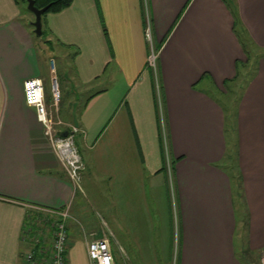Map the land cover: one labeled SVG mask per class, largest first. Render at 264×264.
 Wrapping results in <instances>:
<instances>
[{
	"label": "crops",
	"instance_id": "obj_1",
	"mask_svg": "<svg viewBox=\"0 0 264 264\" xmlns=\"http://www.w3.org/2000/svg\"><path fill=\"white\" fill-rule=\"evenodd\" d=\"M26 12L0 0V264H18L24 228L38 217L50 228L58 209L69 214L66 264H88L86 243L101 236L125 251L124 264H168L173 241L175 264H260L264 0H71L44 13L40 35ZM234 14L258 53L246 77ZM36 76L46 104L56 79L58 133L78 127L79 182L90 198L23 102L22 80ZM239 80L233 108L205 87L224 93Z\"/></svg>",
	"mask_w": 264,
	"mask_h": 264
},
{
	"label": "built area",
	"instance_id": "obj_2",
	"mask_svg": "<svg viewBox=\"0 0 264 264\" xmlns=\"http://www.w3.org/2000/svg\"><path fill=\"white\" fill-rule=\"evenodd\" d=\"M145 36L149 39V26L145 28ZM151 48V47H150ZM156 52L152 48L147 55V63L154 70L156 68ZM52 68L53 61L49 59ZM23 102L34 109L35 116L40 122L42 131L46 136L52 150L61 165L65 176L75 185L79 186L80 173L83 162L73 142V133L77 130V125L69 124L65 130L67 133H58V127L64 122L54 113L58 101V90L54 78L50 83V98L53 106L52 111L44 99V91L41 77H27L21 83ZM155 90L158 94L159 83L155 77ZM163 135V133H162ZM164 141V138H163ZM170 173V164L167 163V174ZM51 219L48 224L51 229L48 255V264H66L67 233L65 219L69 216L67 209L50 211ZM40 237V236H39ZM38 242V237H33ZM175 246V245H174ZM86 255L88 264H114L109 250L106 236L92 238L86 243ZM33 260L32 252L25 251L20 257L18 264H31ZM171 264H175V252L170 258ZM259 263L264 264V248L260 251Z\"/></svg>",
	"mask_w": 264,
	"mask_h": 264
},
{
	"label": "rangeland",
	"instance_id": "obj_3",
	"mask_svg": "<svg viewBox=\"0 0 264 264\" xmlns=\"http://www.w3.org/2000/svg\"><path fill=\"white\" fill-rule=\"evenodd\" d=\"M24 6H25V3H24ZM28 11L29 10H27V12H26V15H27L26 17H28L30 15L29 16L30 19L28 21H31L33 19V15H31V12H29L30 13L29 14ZM40 17H41V19H43L44 14H41ZM152 46L153 45H151V48H152L153 52L155 53L156 51H155V49ZM155 62H156V59H155ZM247 65L248 66L252 65V63L249 62ZM51 70H53V68H51ZM152 72L154 73V77H156V75H155L157 73L156 68H154V70L152 69ZM54 80H56V79H54ZM240 81L241 80H239L237 82H233V84L231 85V88L229 90H228L227 86H226V88L224 87V89H225L224 93L219 91L217 88H212V85H211L210 81H208L207 84H205V87L209 91H211L212 94H214L216 96V98H219V100H221L223 103H227L228 104L227 105L228 108L229 107L233 108V102L236 100L238 92H239V89H240V86H241V84H239ZM47 106L52 111H54L53 107H52V104L48 103ZM228 136L231 137V133H229ZM168 162L170 164L171 161H170V159L168 157H166L165 158V165H164V167L166 169V172H167V163ZM79 185H81V182H79ZM81 188L83 189V192L87 195V193H86V191H84V187H82V185H81ZM88 196L89 195H87V197ZM88 198H90V197H88ZM233 205H234L236 220H238L240 212H239V206H238V203H237V200L235 199V197L233 198ZM169 209H170V212L172 213L173 210H171V208H169ZM92 212H93V216H95V217L97 216V219L99 220L98 213L101 214V211H99V209H97L95 207V210L93 209ZM174 212H175V210H174ZM45 220L46 219H43L42 217L36 218V220H35L36 228L35 229H31L30 227L26 226L24 228V230H23V233H22V237H23V239H24V241L26 242L27 245H26L25 250L22 251L21 255H23L25 251L32 252L33 260H32L31 264H48L49 247L46 249V246H49L51 229L48 228V226L46 227V225H44L45 222H46ZM45 227H46V229H45ZM172 232H173L172 236H174L175 235L174 234V230H172ZM33 237H38L39 241L36 242V240ZM108 243H109L110 253L115 258V261L117 262V264H124L125 261H124L123 257L126 256V258H127V255H126L125 251H122L118 247V243H116L115 239H112V237H109ZM171 248H172L171 249V256H172L173 251L176 252V248L174 246V241L171 244ZM168 264H171L170 259L168 260Z\"/></svg>",
	"mask_w": 264,
	"mask_h": 264
},
{
	"label": "trees",
	"instance_id": "obj_4",
	"mask_svg": "<svg viewBox=\"0 0 264 264\" xmlns=\"http://www.w3.org/2000/svg\"><path fill=\"white\" fill-rule=\"evenodd\" d=\"M16 3H25V0H14ZM71 0H33V4L36 7H41L43 5H47V7L45 8V10L41 13L44 14L46 12H54V11H58L60 9H62L63 7L67 6L70 3ZM225 1V0H224ZM227 4V3H226ZM229 5V3L227 4ZM238 21L235 18V14H234V19H233V26H234V30L238 36V40L240 42V44L242 45V47L245 48V57H246V64L245 62L240 63L239 67L241 68L242 65H245V67L247 68V64L249 62L252 63V65H249V67L246 69L245 72H243L242 76L244 75V77L248 76L249 74H251V72L253 71V62H252V58L254 57V59L256 58V55L258 54L255 51L249 50V48H247V45H252V43L250 42V39L245 35V36H241L239 31L236 30V28L238 27ZM43 33V30L41 29V33ZM253 59V60H254ZM238 67V68H239ZM241 72V69H238V72H236V76H238ZM245 73V74H244ZM36 248V247H35Z\"/></svg>",
	"mask_w": 264,
	"mask_h": 264
},
{
	"label": "water",
	"instance_id": "obj_5",
	"mask_svg": "<svg viewBox=\"0 0 264 264\" xmlns=\"http://www.w3.org/2000/svg\"><path fill=\"white\" fill-rule=\"evenodd\" d=\"M46 7L47 5L36 7L33 4V0H25V8L29 10L33 15V19L30 21V24L32 25V31L35 35H40L41 33V17L40 16ZM66 133H67L66 130L61 131L62 135H65Z\"/></svg>",
	"mask_w": 264,
	"mask_h": 264
}]
</instances>
